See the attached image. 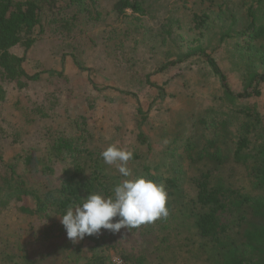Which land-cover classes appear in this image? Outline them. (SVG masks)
I'll list each match as a JSON object with an SVG mask.
<instances>
[{"label": "rangeland", "instance_id": "1", "mask_svg": "<svg viewBox=\"0 0 264 264\" xmlns=\"http://www.w3.org/2000/svg\"><path fill=\"white\" fill-rule=\"evenodd\" d=\"M117 1L84 0L77 7L60 0L43 14L33 45L12 49L25 57L24 70L33 79L20 88L1 81L0 73V151L10 160L22 138L29 147H44L25 120L39 105L68 134L76 132L74 119L85 118L92 151L101 154L116 144L133 152L128 161L133 178L149 179V169L152 175L176 179L177 185L166 189L169 216L116 234L102 229L74 243L58 213L24 215L15 205L0 208V264H84L92 253L104 255L111 264H130L128 257H144L149 264H218L222 253L217 238L238 239L234 198L262 194L242 163L230 159L214 167L208 159L197 162L189 156H196L202 137L220 139L224 149L229 144L224 138L232 136L235 124L231 120L225 135L199 124L212 108L220 107L223 88L205 57L183 56L203 46L231 88L242 91L247 72L260 69L235 45L236 32L246 24L249 0H139L146 11L126 9V15L114 10ZM194 14L209 16L204 28L196 25ZM260 87V96L240 99L235 106H252L264 115V82ZM139 130L149 148L137 141ZM188 137L198 144L189 154L184 148ZM99 160L103 173L111 175L108 185L114 188L125 179L115 165L105 164L101 155ZM206 172L211 185L217 187L221 180L226 189L219 197L225 204L217 214L219 232L213 236H202L194 224L195 214L208 210L196 202L195 180Z\"/></svg>", "mask_w": 264, "mask_h": 264}, {"label": "trees", "instance_id": "2", "mask_svg": "<svg viewBox=\"0 0 264 264\" xmlns=\"http://www.w3.org/2000/svg\"><path fill=\"white\" fill-rule=\"evenodd\" d=\"M59 1L0 0L1 81L24 88L33 79L24 70L25 57L15 55L12 49L22 44L28 50L33 45L34 33L40 26L43 14L56 8ZM70 1L77 7L84 5V0ZM126 9H131L133 13L146 11L139 0L115 2L114 10L119 15H126ZM203 15L194 14V18L196 25L204 28L209 16ZM244 18L246 24L236 32L238 40L235 45L244 51L243 55L252 63L257 62L260 69L247 72L242 91L235 92L231 88L218 61L203 46L192 47L183 56V59L193 55L205 57L219 76L223 88L220 107L212 108L210 114L200 118L199 124L202 127H215L224 135L231 120L235 124L232 136L224 138V142L229 143L224 149L220 148V139L202 137L200 149L193 157L188 152L198 144L193 137H188L185 150L194 161L208 159L214 167L230 159L242 163L254 187L262 192L258 197L238 194L240 197L234 198L239 215L238 239L221 241L220 237L217 238L222 253L218 264H264V115L252 106H235L238 100L260 96L262 92L260 84L264 82V45L258 43L264 40V0H249ZM3 99L4 89L0 84V100ZM137 111L143 116L141 107ZM220 111L223 112L216 115ZM50 117L51 113L48 114L45 107L39 105L28 111L25 119L33 137L44 143L43 148L29 147L22 138L19 151L10 160L0 151V208L15 205L24 215H42L52 211L62 215L68 206L83 202L90 193L112 195L113 187L108 185L111 175L102 171L100 151L90 148L92 138L87 120L74 119L76 132L68 134L54 126L52 119L48 120ZM136 139L140 145L149 148L147 136L142 130H139ZM171 153L175 155V150ZM147 176L156 182L164 181L161 184L165 189L177 185L174 177L155 176L149 169ZM209 179L210 172H206L195 180L198 188L196 202L201 207H208V210L199 211L194 217L195 227L202 236L218 234L220 225L217 214L225 207L219 198L226 191L224 182L220 180L216 187L211 185ZM128 258L130 264H149L144 257ZM84 264L111 263L104 255L92 253Z\"/></svg>", "mask_w": 264, "mask_h": 264}, {"label": "clouds", "instance_id": "3", "mask_svg": "<svg viewBox=\"0 0 264 264\" xmlns=\"http://www.w3.org/2000/svg\"><path fill=\"white\" fill-rule=\"evenodd\" d=\"M105 164L115 165L123 179L112 195L90 193L81 203L74 202L61 215L69 240L78 242L102 229L116 234L122 228L135 229L169 216L168 193L163 184L144 176L133 178L128 161L133 152L112 144L101 152ZM117 218V219H114Z\"/></svg>", "mask_w": 264, "mask_h": 264}]
</instances>
